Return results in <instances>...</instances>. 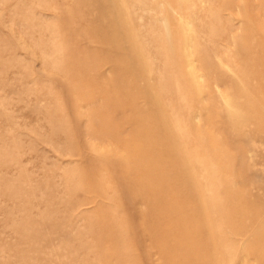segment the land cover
<instances>
[{"label":"rangeland","instance_id":"obj_1","mask_svg":"<svg viewBox=\"0 0 264 264\" xmlns=\"http://www.w3.org/2000/svg\"><path fill=\"white\" fill-rule=\"evenodd\" d=\"M0 264H264V0H0Z\"/></svg>","mask_w":264,"mask_h":264}]
</instances>
